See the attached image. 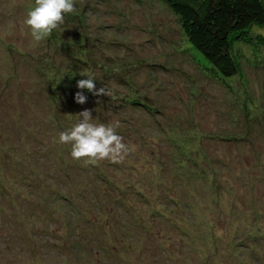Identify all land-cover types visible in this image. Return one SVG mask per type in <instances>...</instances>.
<instances>
[{
	"label": "rangeland",
	"instance_id": "374dc122",
	"mask_svg": "<svg viewBox=\"0 0 264 264\" xmlns=\"http://www.w3.org/2000/svg\"><path fill=\"white\" fill-rule=\"evenodd\" d=\"M33 6L0 0V264H264V27L225 81L159 0H75L39 42ZM87 75L111 95L62 89ZM85 109L123 163L59 143Z\"/></svg>",
	"mask_w": 264,
	"mask_h": 264
},
{
	"label": "trees",
	"instance_id": "16d2710c",
	"mask_svg": "<svg viewBox=\"0 0 264 264\" xmlns=\"http://www.w3.org/2000/svg\"><path fill=\"white\" fill-rule=\"evenodd\" d=\"M159 1L169 7L178 19L187 48L198 54L208 71L225 81L238 74V61H235L232 44L236 40H246L252 29L264 27V0ZM250 38V41L259 40L258 44L252 41L253 46L264 45V36ZM69 82L67 86H62L63 90L90 94L88 90L79 89L77 81ZM145 108L151 109L146 105Z\"/></svg>",
	"mask_w": 264,
	"mask_h": 264
},
{
	"label": "clouds",
	"instance_id": "9594fccd",
	"mask_svg": "<svg viewBox=\"0 0 264 264\" xmlns=\"http://www.w3.org/2000/svg\"><path fill=\"white\" fill-rule=\"evenodd\" d=\"M75 11V0H34V6L27 12L23 21L30 30L32 38L39 42L49 36L64 23V16ZM77 81L79 89H87L93 95L110 96L111 92L104 87L96 88L95 78ZM82 92L75 94L79 104L86 102ZM77 121L65 131L59 133V143L71 145L70 155L76 161L95 165L103 161L112 164L123 163L130 153L129 146L123 137L117 134L119 126L105 123H94L91 110L85 109L76 115Z\"/></svg>",
	"mask_w": 264,
	"mask_h": 264
}]
</instances>
